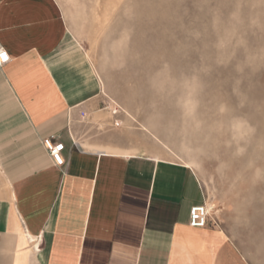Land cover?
<instances>
[{
    "label": "crops",
    "instance_id": "0c3cea01",
    "mask_svg": "<svg viewBox=\"0 0 264 264\" xmlns=\"http://www.w3.org/2000/svg\"><path fill=\"white\" fill-rule=\"evenodd\" d=\"M0 47V264H251L212 214L190 225L207 202L193 166L99 132L102 85L58 0H0Z\"/></svg>",
    "mask_w": 264,
    "mask_h": 264
},
{
    "label": "rangeland",
    "instance_id": "374dc122",
    "mask_svg": "<svg viewBox=\"0 0 264 264\" xmlns=\"http://www.w3.org/2000/svg\"><path fill=\"white\" fill-rule=\"evenodd\" d=\"M58 2L102 85L99 132L119 121L193 166L212 216L264 264V0Z\"/></svg>",
    "mask_w": 264,
    "mask_h": 264
},
{
    "label": "built area",
    "instance_id": "2783aa9c",
    "mask_svg": "<svg viewBox=\"0 0 264 264\" xmlns=\"http://www.w3.org/2000/svg\"><path fill=\"white\" fill-rule=\"evenodd\" d=\"M10 60L11 56L8 51L5 48L0 47V65H3ZM116 125H120L119 121H116ZM44 142L56 164H65V158L63 156V150L65 148L64 142H55L50 138L45 139ZM210 215L211 211L206 201L201 205H195L191 207L190 210V225L194 227H205L209 222ZM32 242L35 243L36 241L33 240Z\"/></svg>",
    "mask_w": 264,
    "mask_h": 264
}]
</instances>
